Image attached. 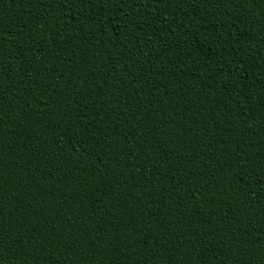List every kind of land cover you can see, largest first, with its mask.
Segmentation results:
<instances>
[{"label": "trees", "instance_id": "16d2710c", "mask_svg": "<svg viewBox=\"0 0 264 264\" xmlns=\"http://www.w3.org/2000/svg\"><path fill=\"white\" fill-rule=\"evenodd\" d=\"M0 264H264V0H0Z\"/></svg>", "mask_w": 264, "mask_h": 264}]
</instances>
